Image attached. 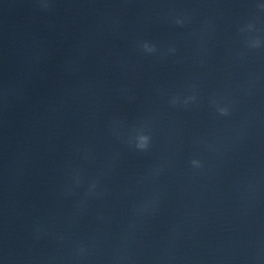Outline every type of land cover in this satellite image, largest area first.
<instances>
[{
	"label": "clouds",
	"instance_id": "obj_1",
	"mask_svg": "<svg viewBox=\"0 0 264 264\" xmlns=\"http://www.w3.org/2000/svg\"><path fill=\"white\" fill-rule=\"evenodd\" d=\"M259 7L264 9V5H260ZM176 23L177 24H183V21L180 19H177ZM248 27L251 28L252 25H248ZM249 46L253 47V48H259L261 46V41L259 39L252 40L249 42ZM142 47H143L144 51L148 52V53H152L156 50L155 46L150 45L148 42H144L142 44ZM217 111L222 116L229 115V109L226 106L222 107V106L217 105ZM134 140H135V147L138 150L146 151L150 147L151 137L144 130L138 131L134 137ZM191 164L194 167H199L201 162L197 159H193L191 161ZM77 183H79V177H77ZM95 188H96V184L95 183L91 184L89 187V194H92L94 192ZM81 251H83V250L81 249Z\"/></svg>",
	"mask_w": 264,
	"mask_h": 264
}]
</instances>
